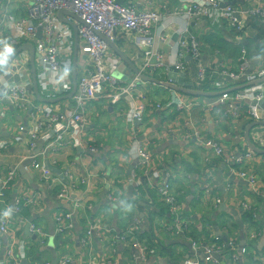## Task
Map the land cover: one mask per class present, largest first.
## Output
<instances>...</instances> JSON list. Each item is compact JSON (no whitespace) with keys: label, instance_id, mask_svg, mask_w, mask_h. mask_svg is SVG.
Instances as JSON below:
<instances>
[{"label":"crops","instance_id":"0c3cea01","mask_svg":"<svg viewBox=\"0 0 264 264\" xmlns=\"http://www.w3.org/2000/svg\"><path fill=\"white\" fill-rule=\"evenodd\" d=\"M118 3L130 5L137 11H158L166 15L164 24H158L152 36L165 37L164 42L157 40L156 45L169 68L174 62L170 56L175 55L170 46L185 34V27V36L193 35L200 43V63L215 72L220 70L221 65L236 72L240 65L239 61L228 59L232 55L231 46L224 48L223 58L212 39L220 38L235 44L241 38L240 43L247 44L248 37L257 34L254 28L256 24L258 26L256 18L246 19L247 33L238 38L230 35L229 29L211 26L206 20L184 21V5L180 0H118ZM254 5L264 7V0H240L235 6L245 10ZM27 6L28 2L24 0H12L8 6L5 1H0V16L5 10L22 17ZM135 37L132 33L126 34L115 45L139 69L143 53L148 48L140 46L138 50L133 46ZM27 45L34 46V43ZM25 54L30 65V54L28 51ZM85 60L79 54L77 66ZM189 61L188 57L184 60V63H189L187 67L190 71L189 75H185V82L191 84V89L204 92L192 85L197 68ZM263 67L264 54H260L259 60L255 57L250 59L246 73ZM34 69L38 97L32 83L29 91L32 104L26 110L13 109L0 89V142H8L4 150L0 149V173L17 165L33 150L37 162L43 167L47 162L57 171L47 172L58 177L63 186L68 185L69 198L59 199L54 195L56 189L61 190V185L50 188L43 185L40 182L41 170L28 173L24 171V166L23 169L18 168L17 178L6 191L9 210L19 197L31 198L35 192L42 191L44 198L40 206L29 210L28 220L23 226L13 227L11 239L9 233L0 234V264H9L4 253L11 240L15 239L26 244V259L21 264H57L59 259L66 257H70L73 264H106L108 260L113 264H187L188 261H201L202 252L194 249L181 234L171 231L173 216L169 214L165 201L164 205L156 202L159 189L166 184L191 224L189 233L193 231L194 237L202 243H214V238L219 239L223 248L222 254L217 257L218 264H264V155L254 154L247 148L244 139V130L250 124L247 119H237L224 108L212 109L219 94L193 97L143 82L140 89L147 100L143 102L142 121L135 125L127 120V103L120 101L111 105L104 99L89 102L85 106L81 134L87 151L84 156H78L71 146L47 148L42 140L30 138L33 132L41 136L46 131L41 109L50 106L53 110H63L74 105L72 98L53 104L40 102L42 96L37 85L35 59ZM29 72L31 75V65ZM148 74L168 82L167 72L155 74L150 71ZM122 76L131 80L136 77L127 67ZM216 76L229 83L219 73ZM6 77L10 78L7 74ZM258 86L263 88L264 84ZM205 93H217L212 82ZM194 100L197 106L193 109L178 110L176 107L177 101ZM157 104L159 109H156ZM169 104L171 107H168ZM261 117L264 119V112ZM20 127L23 131L19 130ZM195 135L212 140L226 155L221 158L203 144L192 141L190 138ZM250 137L257 147H264V126L253 129ZM89 148H95L97 152L90 153ZM143 154L150 161L147 170L142 168ZM243 154L251 156L242 170L257 179L256 191L250 190L248 180L238 173L236 163ZM147 173L151 178L147 177ZM72 182H77L76 188L71 187ZM134 184L138 186L134 187ZM146 187L158 196L153 192L142 194L141 189ZM241 200L251 203L255 224L243 222V210L238 205ZM64 209L72 212V229L60 236L56 234L55 217ZM9 218L12 220L14 216ZM134 220L140 223V234L146 235L144 238L152 237L156 242V251L147 258H140L137 251L130 250L118 240L119 234ZM238 222L242 223V230ZM30 223H36L46 234L43 244L28 231ZM92 224L104 225L103 237L106 241L101 242L93 236L86 241L87 245L83 242V233ZM204 230L205 236L201 237ZM110 241L114 243L110 244Z\"/></svg>","mask_w":264,"mask_h":264},{"label":"built area","instance_id":"2783aa9c","mask_svg":"<svg viewBox=\"0 0 264 264\" xmlns=\"http://www.w3.org/2000/svg\"><path fill=\"white\" fill-rule=\"evenodd\" d=\"M0 1H5L7 6L12 3V0ZM24 1L28 2L24 16H16L7 13L5 10L0 16V70L20 46L34 43L36 79L40 95L43 99H57L67 96L72 90L71 70L74 35L72 28L58 19L60 11L70 12L78 16L83 22L80 24L71 17L64 16L65 20L76 24L78 51L80 55L86 58L83 64L77 66V88L72 97L73 107L53 110L50 106H45L41 110L46 131L41 136H38L39 133L33 132L30 134V138L42 140L47 144V148L71 146L78 156H84L87 148L81 140V134L85 123V106L89 102L101 99L109 101L111 105H116L120 101L127 103V120L134 125L141 122L143 102L147 100L145 93L140 89L143 82L138 76L128 84L113 77V73L118 69L119 59L110 51L98 34L113 44H116L121 36L129 33L134 34L136 37L132 41L133 46L138 50H140V46L148 48L143 53V62L138 70L145 75H149L148 72L150 71L155 74H163L167 72L168 67L164 63V55L157 50L156 41L164 42L165 37L163 35L153 37L152 31L158 24H164L166 15L158 11H137L130 5H120L118 0ZM237 1L240 0H180L184 5L182 19L184 21H201L204 19L211 26L240 33L246 27L247 18H256L264 28V7L254 5L251 8L241 10L235 6L236 4H233ZM184 29L186 34L187 28ZM38 30L41 34L40 38H36ZM185 34L170 46L171 52L175 53L174 56H170V59L174 61L172 66L178 72L186 75L182 60L185 56H190L197 66L196 77L198 81L211 79V74L216 76L219 73L222 78L229 80V83H224L221 79L212 82V87L222 92L217 97L212 109L215 107L224 108L232 113L235 118L244 117L249 122L261 120L262 111L253 103H260L264 100V95L261 93L264 87L255 85L238 91H234V88L247 83L253 85L258 80L263 79L264 67L253 73H246L250 59L248 52L243 49L239 57L240 67L238 71L235 72L231 68L226 69L223 65L216 72L209 70L200 63L202 54L199 41L195 36L186 37ZM240 40L241 38L237 41ZM25 55V51L19 52L6 71L0 75V89H2L3 97L15 110H26L32 104L29 96L32 84L29 72L30 65ZM254 57L259 60L260 55L254 54ZM222 61L225 62L224 59ZM6 74L10 78L6 77ZM195 106H197L195 100L177 101L176 103L178 110L193 109ZM168 107L171 105L169 104ZM156 109H159L158 104ZM19 130L23 131V128L20 127ZM190 139L203 144L207 150L218 156L222 153L221 147L208 138L203 139L202 136L195 135ZM7 145L8 142H0V149L4 150ZM30 147L33 148L34 145L31 144ZM88 151L95 153L97 149L89 148ZM140 152L142 153V150ZM143 156L142 168L147 170L150 161L145 154ZM250 157L249 154H243L237 161L236 167L241 177L248 180L250 190L256 191L259 184L257 179L254 176H248L242 170L245 161ZM21 166H24V171L28 173H31L32 170H41L40 182L48 188L61 185L62 188L57 197L59 199L69 198L68 185L63 186L58 177L47 172L37 162L36 156L31 150L27 158L21 159L12 168H7L3 174L0 173V234L9 233L10 239L13 237V227L15 225L23 226V223L25 224L28 220L26 217H21L22 208L32 210L36 206H40L44 198L43 192L36 190L37 192L31 198H15L14 207L9 210L6 191L17 178V169ZM147 177L151 178V175L148 176L147 173ZM76 185L77 182H72L71 187L76 188ZM137 186L138 184H134V187ZM158 195L164 199L170 215L173 216L171 231L181 234L194 249L203 254L201 261H188L187 264H218L217 257L222 254L219 239L214 238V243H197L189 238L188 233L191 224L181 212L182 205L180 202L170 194L168 184L159 189ZM238 205L243 212L252 213L255 218L253 207L249 201L241 200ZM10 216H14V219L11 220ZM72 220L71 211H65V209L61 211L55 217L56 234L61 236L70 231ZM104 229L103 224L90 225L83 233V242L87 245L86 241L93 236H97L101 242L106 241L103 237ZM28 231L38 237L41 244L44 243L46 234L36 223H30ZM138 234H140V223L138 220H134L119 234L118 240L130 250L137 251L140 258H147L153 252H147L148 239H141ZM113 243L110 241V244ZM25 245L24 241L11 240L10 247L4 253L9 264H21L26 259ZM57 264H73V262L70 257H66L59 259ZM106 264H113V262L108 260Z\"/></svg>","mask_w":264,"mask_h":264},{"label":"water","instance_id":"95a60500","mask_svg":"<svg viewBox=\"0 0 264 264\" xmlns=\"http://www.w3.org/2000/svg\"><path fill=\"white\" fill-rule=\"evenodd\" d=\"M64 16H69L71 17L75 22H78L80 24H83V22L79 19L78 16L67 12V11H60L58 13V19L60 20V22L68 24L72 30H73V35H74V47H73V58H72V70H71V77H72V90L70 92V94H68L65 97L62 98H57V99H39L40 102L45 103V104H53L57 101H60L62 99H66V98H72L73 95L76 92V88H77V59H78V55H79V51H78V35H77V27L76 24L72 21H67L64 19ZM40 31L38 30L36 38H40ZM98 36L107 44L108 48L110 49V51L119 59L120 61V65L118 67V69L113 73V77L117 80H121L124 83H130L131 79H125L122 76V72L127 68H129L131 70V74L138 76L139 79L144 82V83H151L160 87H164L167 88L173 92H178V93H182V94H186L189 96H193V97H198V96H216L218 95V93H205V92H201V91H196L191 89L192 86L190 83L185 82V74L178 72L177 69H175L174 67H170L167 71V80L168 82L165 81H161V80H157L153 77H150L149 75H145L143 73H141L136 66L131 62V60L129 58H127V56L113 43L109 42L108 40H106L102 35L98 34ZM130 43V42H129ZM22 51H28L30 54V65H31V75H32V83L34 86V91L36 96L38 97V94L36 92V81H35V69H34V48L32 45H22L20 46L10 57V59L8 60V62L5 64V66L0 70V75H2L7 67L11 64V62L13 61V59L17 56V54L19 52ZM85 58V57H84ZM264 84V78L258 80L255 84L253 85H263ZM251 84L245 85V86H249ZM245 86H241L235 89H242ZM261 93L264 95V88L261 90ZM6 101V100H5ZM8 102V101H7ZM253 105H257L258 109L261 110L262 112H264V100L260 103H253ZM31 108V107H30ZM260 126H264V120L262 121H258V122H253L247 125V127L244 130V139H245V143L247 145V148L249 150H251V152H253L254 154L257 155H264V147H257V145L255 143L252 142L251 137H250V132L255 129L258 128ZM25 166V164H24ZM20 168L23 169V166H21ZM45 170L50 171V172H57L56 170L52 169L49 164L47 162H45ZM59 174V173H58ZM239 228L242 230V223L238 222Z\"/></svg>","mask_w":264,"mask_h":264},{"label":"trees","instance_id":"16d2710c","mask_svg":"<svg viewBox=\"0 0 264 264\" xmlns=\"http://www.w3.org/2000/svg\"><path fill=\"white\" fill-rule=\"evenodd\" d=\"M258 21V26H256L255 24H253L257 34H253V35H250L248 37V43L247 44H241L240 41H237L235 44H229L225 41V40H222V39H212L211 42L215 44V48L217 49V51H219L220 53H222V57L224 58V55H225V51H224V48L226 47H232L230 48L232 50V55L230 56V58L228 59H231L232 62H237L239 61V57L241 56V51L244 49L246 52H248L249 56L248 58L251 59L252 57H254V54H257V55H263L264 54V28L263 26L261 25V23L259 22L258 19H256ZM249 28V27H247ZM247 28L245 27L240 33H234L233 31H231L230 35H233V37H239V36H243L247 33ZM122 37V36H121ZM119 37V39L121 38ZM189 62H192L194 65H196V63L194 61H189ZM189 63H184V68H185V71H186V74L189 75L190 74V71L188 70V65ZM198 78L194 75V82L192 83L193 87L196 89V88H199L201 89L202 91L204 92H207L209 91V89L211 88V82L215 81L217 78L215 75L211 74V79L208 78L206 79L205 81H198L197 80ZM198 90V89H197ZM225 154V151L222 150V153L220 154V157L222 158ZM143 190L141 193L142 194H146L149 193V194H152V192L155 194L154 191H151V189L149 187H146L144 189H141ZM140 190V191H141ZM58 192L59 190H55L54 191V195L57 196L58 195ZM157 195V194H155ZM158 196V195H157ZM136 197H138V194L136 195ZM156 202L157 203H160V205H164V199L161 197V196H158L156 197ZM159 200V201H158ZM22 207V206H21ZM29 210L28 208H22L21 210V217H28L29 216ZM170 214V213H169ZM242 220L243 222H249V224L253 223L255 218L253 216L252 213H249V212H243L242 215ZM205 230L201 233V237L205 236ZM144 236L146 235H142V234H138V237L143 239ZM188 237L193 239L194 241H196L197 243H202V242H198L197 238L194 237V232H190L188 233ZM147 239H148V248H147V252H155L156 251V247H155V240L152 238V237H149L147 236ZM207 243V242H206ZM222 246V245H221ZM223 248V247H222Z\"/></svg>","mask_w":264,"mask_h":264},{"label":"rangeland","instance_id":"374dc122","mask_svg":"<svg viewBox=\"0 0 264 264\" xmlns=\"http://www.w3.org/2000/svg\"><path fill=\"white\" fill-rule=\"evenodd\" d=\"M237 2H233V4H236ZM184 11V10H183ZM183 13V12H182ZM204 20V19H203ZM34 48V47H33ZM186 57H188V58H190V60L191 61H193L192 59H191V57L190 56H185L184 58H183V60H182V63L184 64V60H185V58ZM196 68H197V66H196ZM168 69H169V67L167 68V71H168ZM250 84V83H249ZM245 85H248V83L247 84H242V85H240V86H237L236 88H238V87H241V86H245ZM252 86H255V85H249V86H245V87H243L242 89H246V88H249V87H252ZM214 89V88H213ZM238 90H241V89H235L234 88V91H238ZM214 91L215 92H217L219 95L222 93L221 91H218V90H215L214 89ZM257 106V105H256ZM258 107V106H257ZM262 120H264L263 118L261 119V120H259V121H262ZM255 122H258V121H255ZM250 123H253V122H250ZM251 151V150H250ZM253 153V152H252Z\"/></svg>","mask_w":264,"mask_h":264}]
</instances>
